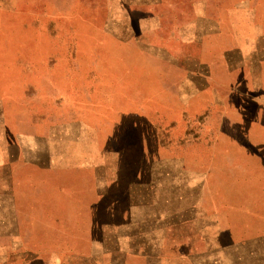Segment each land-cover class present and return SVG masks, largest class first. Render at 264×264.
<instances>
[{
	"label": "rangeland",
	"instance_id": "obj_1",
	"mask_svg": "<svg viewBox=\"0 0 264 264\" xmlns=\"http://www.w3.org/2000/svg\"><path fill=\"white\" fill-rule=\"evenodd\" d=\"M240 1L0 0V114L9 136L20 132L27 144L33 135L34 145L37 136L39 161L66 141L69 160L86 152L106 178L118 166L124 184L132 173L143 178L148 163L168 178L167 200L153 210L160 222L136 239L151 258L123 264H264V62L250 55L264 16L254 0ZM208 18L216 21V52L200 58L215 69L208 89L156 88L144 73V44L162 39L173 48L175 36L213 29ZM228 47L247 49L242 73L227 75ZM148 68L167 86L178 82L172 67ZM79 116L86 139L54 140L55 126ZM189 117L199 118V131ZM134 150L136 170H128ZM71 240L69 250H38L40 264L91 263V251Z\"/></svg>",
	"mask_w": 264,
	"mask_h": 264
},
{
	"label": "crops",
	"instance_id": "obj_2",
	"mask_svg": "<svg viewBox=\"0 0 264 264\" xmlns=\"http://www.w3.org/2000/svg\"><path fill=\"white\" fill-rule=\"evenodd\" d=\"M245 3L246 0L240 1L244 8L250 7ZM253 4L257 13L260 12L258 16L263 17L264 0H254ZM207 20L213 29L193 28L191 33L175 36L173 48L164 44L166 40L162 39L144 44V73L154 75L156 88L165 92L169 88H190L197 93L208 89L215 69L209 63H201L200 58L210 57L216 52V21L213 18ZM224 49L227 75L232 76L233 68H238L241 73L246 70L247 49ZM251 53L260 64L264 62V34L260 37V44L256 45L255 53ZM233 56L239 63L236 67L233 66ZM152 63L164 72L167 67H172L178 82L167 86L164 75H159L161 71L148 68ZM199 121L198 117L193 120L189 117L184 122L196 124L195 129L199 131ZM53 131L54 140L86 139L89 132L85 116H79L74 122L59 123ZM29 139L31 143L26 144L28 139L20 132L9 136L0 114L1 264H40L38 250L72 249V236L79 242L78 249L91 251L84 255L85 262L91 260L89 264H123L130 256L144 260L151 258L150 252H146L150 245L136 239H142L140 236L146 229L160 222V214L153 210L156 202L167 200L164 193L167 177L153 175L148 163L143 165V178L132 173L133 176L124 184L118 166L115 176L106 178L103 163L87 161L86 152L80 151L78 160H69L71 149L66 141L64 144L54 141L53 151L49 149L47 160L39 161L38 137L35 145L34 136ZM28 149H31V157L25 159ZM140 150L137 153H141ZM132 153V159L126 165L128 170H136V151ZM25 186H30L31 192H27ZM121 187L126 191L122 196Z\"/></svg>",
	"mask_w": 264,
	"mask_h": 264
}]
</instances>
